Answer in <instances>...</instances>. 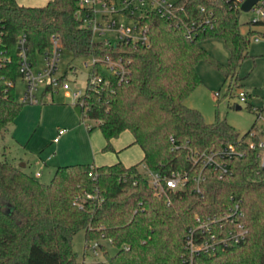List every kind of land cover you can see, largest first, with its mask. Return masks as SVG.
Wrapping results in <instances>:
<instances>
[{
    "label": "trees",
    "instance_id": "trees-1",
    "mask_svg": "<svg viewBox=\"0 0 264 264\" xmlns=\"http://www.w3.org/2000/svg\"><path fill=\"white\" fill-rule=\"evenodd\" d=\"M77 1L23 6L0 0V133L24 105L16 100L12 85L19 35L26 34L32 60L51 46L53 36L76 57L118 54L79 26ZM200 6L213 12L212 28L186 38L154 15L150 45L120 50L127 68L124 77L101 61L93 66L102 82L84 95L80 116L96 123L106 151L112 139L129 131L132 144L144 154L138 163L58 166L50 182L42 183L17 165L0 162V264H81L71 244L79 231L85 240H110L116 249L113 255L105 250V260L90 264H185L188 227L196 216L221 214L232 203L231 196L240 202L245 239L215 254H199L196 264H264V172L257 171L253 153L235 160L231 175L219 178L208 172L202 195L188 185L173 193L169 204L154 196L139 169L144 165L163 174L189 169L191 151L218 149L239 135L225 120L206 122L184 102L201 84L198 62L212 63L228 79L248 56L255 31H241V11L230 9L228 0H187V20L201 18ZM251 23L263 25L264 20ZM213 38L221 39L229 51L226 65L202 45Z\"/></svg>",
    "mask_w": 264,
    "mask_h": 264
},
{
    "label": "built area",
    "instance_id": "built-area-1",
    "mask_svg": "<svg viewBox=\"0 0 264 264\" xmlns=\"http://www.w3.org/2000/svg\"><path fill=\"white\" fill-rule=\"evenodd\" d=\"M244 0H228L230 9H240ZM200 19L188 18L187 20V0H78L75 17L81 28L88 29L92 38L100 42L103 46L113 48L117 55L105 54L101 57L89 56L90 62H84L88 67V77L86 87L71 91L75 98V104L85 111L84 95L91 89H96L102 79L93 72V66L97 62H103L111 68L121 78L127 73L125 61L122 58L121 48L148 47L150 45V18L158 16L167 21L170 25L180 29L185 37L192 38L197 32L212 28L215 17L212 11L200 6ZM257 15L251 22L264 20V0H258L250 9ZM95 37L98 39L96 40ZM257 41V39H256ZM62 45L60 38L53 36L51 46L41 56L44 65L37 68V56L34 60L29 55L26 34L18 36L16 41L17 70L24 84L23 95L20 102L23 104H37L39 99L48 92H56L59 88L64 91L70 90V82L64 77H56L58 63L61 57ZM6 59V58H5ZM10 60V58H7ZM15 88V80L12 83ZM42 89V94L38 98V91ZM216 96L219 94L216 93ZM239 101L246 103L249 95L240 91ZM252 110L257 112L259 126L249 131L244 136H239L234 142L225 144L223 147L205 151H191L188 160L191 162L189 169L175 170L170 174H163L154 171L146 166L140 171L145 178L147 185L152 190L155 197L163 200L167 204L171 201L173 193L182 191L186 186L192 187L193 193L202 195L203 186L207 181V173L212 172L219 178L233 173L232 163L237 159H242L253 153L257 160V171L264 172V116L261 111L264 108L252 106ZM66 132L59 129L53 142L57 143L60 137ZM37 172L35 177H39ZM91 175V173H89ZM89 199L93 195H88ZM232 203L221 214L196 216L194 225L188 227L184 242L185 264H196V256L199 254H215L224 249L229 244L239 243L245 239L247 227L239 218L242 216L240 202L231 196ZM103 240V239H102ZM102 240H86V249H89L94 257L98 251L104 254L107 247ZM110 244V240H105ZM83 261L81 264L95 263Z\"/></svg>",
    "mask_w": 264,
    "mask_h": 264
},
{
    "label": "rangeland",
    "instance_id": "rangeland-1",
    "mask_svg": "<svg viewBox=\"0 0 264 264\" xmlns=\"http://www.w3.org/2000/svg\"><path fill=\"white\" fill-rule=\"evenodd\" d=\"M257 15L254 11H241V31L245 33L249 28L255 31L247 48L248 56L241 62L228 79L212 63L201 60L197 64V71L201 80L199 84L185 99V105L201 112L204 120L212 123L216 120H225L232 126L239 136L246 135L259 126L257 112L252 106L264 108V24L254 25L251 21ZM97 40L98 38L95 37ZM257 39V41H256ZM205 49L215 60L226 65L229 61V51L221 39H207L202 42ZM37 68L44 65L41 56H37ZM89 57H76L70 51L61 50L56 77L64 76L70 82V90L58 89L56 92H48L39 99L37 104H24L7 130L0 133V162L7 161L14 165L25 163V171L31 175L39 171L36 177L42 183H49L56 167L70 164L92 165L95 157L94 146L104 141L101 131L94 127L93 120L79 116L75 111V98L71 91L86 87ZM24 91V84L19 73L15 77V98L20 101ZM240 91L249 95L246 103L239 101ZM219 95L216 96L215 94ZM42 89L37 95L40 98ZM241 109H236V106ZM264 116V111H261ZM93 127L91 131L89 128ZM59 129L66 132L57 143L53 142ZM131 135L129 131L121 134V137ZM92 137V138H91ZM106 150L101 149L98 153ZM109 155L117 154L107 150ZM141 160V159H139ZM140 171H143L141 166ZM35 177V176H34ZM110 255L116 249L101 241ZM72 249L79 262H91L95 259L105 260V256L98 251L94 257L89 249H86L84 231H79L72 238Z\"/></svg>",
    "mask_w": 264,
    "mask_h": 264
},
{
    "label": "crops",
    "instance_id": "crops-1",
    "mask_svg": "<svg viewBox=\"0 0 264 264\" xmlns=\"http://www.w3.org/2000/svg\"><path fill=\"white\" fill-rule=\"evenodd\" d=\"M49 0H16L19 5L23 6H44ZM127 131V130H126ZM123 131L121 134H123ZM121 134L111 140V151L115 152L117 155H109L106 153H98L105 146V140L100 144L94 146L95 157L93 159L92 165L101 166V165H112L118 161H120L125 166H131L138 163L143 158V151L137 144L133 143L132 134L129 136L121 137ZM92 138V137H91ZM104 150V149H103ZM19 166V165H17ZM26 168V164L24 163V169ZM39 172V171H38ZM37 171L35 172V174ZM40 173V172H39ZM35 176V175H34ZM40 176V175H39Z\"/></svg>",
    "mask_w": 264,
    "mask_h": 264
},
{
    "label": "water",
    "instance_id": "water-1",
    "mask_svg": "<svg viewBox=\"0 0 264 264\" xmlns=\"http://www.w3.org/2000/svg\"><path fill=\"white\" fill-rule=\"evenodd\" d=\"M258 0H244L243 3L241 4V11L243 12H247L250 11V9L252 8V6L257 2ZM236 109H240V106H236ZM75 111L76 113L80 116L81 114V109L79 106H75ZM20 168H24V163H20L19 164Z\"/></svg>",
    "mask_w": 264,
    "mask_h": 264
}]
</instances>
